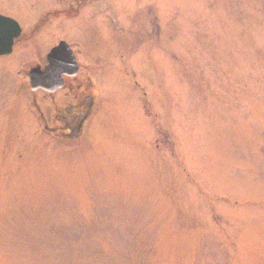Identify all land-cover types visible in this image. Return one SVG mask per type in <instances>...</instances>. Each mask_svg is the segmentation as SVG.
Masks as SVG:
<instances>
[{
	"label": "rangeland",
	"instance_id": "1",
	"mask_svg": "<svg viewBox=\"0 0 264 264\" xmlns=\"http://www.w3.org/2000/svg\"><path fill=\"white\" fill-rule=\"evenodd\" d=\"M0 14L22 27L0 58V264H264V0ZM59 41L97 92L73 140L44 130L65 91L22 73Z\"/></svg>",
	"mask_w": 264,
	"mask_h": 264
},
{
	"label": "flooded vegetation",
	"instance_id": "2",
	"mask_svg": "<svg viewBox=\"0 0 264 264\" xmlns=\"http://www.w3.org/2000/svg\"><path fill=\"white\" fill-rule=\"evenodd\" d=\"M80 69L79 67L75 76L69 75L68 77H63L61 89L53 94L46 93L50 96L59 91H65L66 93V102L57 109L58 113H55L56 119L61 124L60 129L46 128L50 133L60 131L65 140H73L72 138H76L79 135L82 125H84L91 116L94 108L93 87L89 77L87 75H82Z\"/></svg>",
	"mask_w": 264,
	"mask_h": 264
},
{
	"label": "water",
	"instance_id": "3",
	"mask_svg": "<svg viewBox=\"0 0 264 264\" xmlns=\"http://www.w3.org/2000/svg\"><path fill=\"white\" fill-rule=\"evenodd\" d=\"M8 27L10 29H7ZM17 33L18 29H12L9 21L0 17V56L6 55L11 51L12 39L17 35ZM63 55H66V61L71 65V68H75L73 60L67 52L65 45L61 43L48 55L47 59L49 66L45 69V71L40 70V68L32 69L30 71L28 77L32 90L44 89L46 91H54L60 86L59 78L62 73V65L60 64V61L61 58H63ZM67 55L70 58H68Z\"/></svg>",
	"mask_w": 264,
	"mask_h": 264
}]
</instances>
